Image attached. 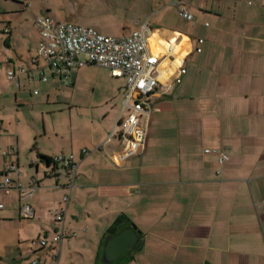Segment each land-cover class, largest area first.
<instances>
[{
  "label": "crops",
  "instance_id": "1",
  "mask_svg": "<svg viewBox=\"0 0 264 264\" xmlns=\"http://www.w3.org/2000/svg\"><path fill=\"white\" fill-rule=\"evenodd\" d=\"M171 7L186 24L154 4L133 27L73 23L111 37L144 23L151 28L148 51L158 58L159 88L144 152L124 160L117 158L116 124L127 115L126 79L90 64L57 75L37 59L35 23V44L17 52L18 34L11 25L2 28L0 182L8 165L19 173L8 174V193L0 190V264H105L106 238L128 228L107 233L121 216L139 242L109 264H264V0H173ZM181 8L191 20L179 15ZM20 66L27 72L8 80L7 72ZM27 85L30 98L22 92ZM61 102L65 120L50 119L48 111L37 125L38 112L23 111ZM59 155L79 163L73 181L55 167ZM32 182L33 216L24 219L16 186ZM55 209L64 212L66 237L53 262L52 248L30 244L50 243L60 230Z\"/></svg>",
  "mask_w": 264,
  "mask_h": 264
},
{
  "label": "built area",
  "instance_id": "2",
  "mask_svg": "<svg viewBox=\"0 0 264 264\" xmlns=\"http://www.w3.org/2000/svg\"><path fill=\"white\" fill-rule=\"evenodd\" d=\"M179 15L186 20H191L192 15L184 8L179 10ZM35 25L40 35V42L36 50L37 59H42L45 65L57 75L71 76L78 67L86 64L108 69L114 78H125L126 85L123 92V110H127L124 119L118 120V139L120 152L119 160H124L133 155L144 152L147 124L151 112V104L157 94L158 84V58L148 51V38L151 28L144 23L138 29L122 37L105 36L90 27L79 26L69 22H55L49 17L36 18ZM81 57L83 59H81ZM27 70L24 66L7 72V79L14 80L17 74H24ZM42 80H46L42 77ZM37 92L34 91V94ZM9 151H1L5 156ZM85 152V151H84ZM206 152H211L206 151ZM226 156L219 154V162L222 164ZM57 170H62L75 178L79 163L73 155H59L53 160ZM18 172L14 165L5 167L3 181L0 182V190L8 193L11 179L9 173ZM19 173V172H18ZM28 186L17 184L19 192L21 218L29 219L33 216L30 205L31 196L36 189L35 182ZM69 195L64 196L66 203ZM4 204L0 202V211ZM55 222L61 226L48 243L45 239H37L31 242L35 248H52V260L58 261L59 246L66 234L62 228L64 212L61 209L52 211ZM32 264H37L33 261Z\"/></svg>",
  "mask_w": 264,
  "mask_h": 264
},
{
  "label": "rangeland",
  "instance_id": "3",
  "mask_svg": "<svg viewBox=\"0 0 264 264\" xmlns=\"http://www.w3.org/2000/svg\"><path fill=\"white\" fill-rule=\"evenodd\" d=\"M172 2L173 0H0V39L6 37V35L2 34V28L5 25H11V32H16L19 37L13 44V51L28 49L29 46L35 44L33 24L36 18L45 16H49L55 21L79 23L87 26L93 23L97 26L105 23H125V26L133 27L137 20L144 21L147 19L150 6L153 4L159 8L161 7L162 10H164V7L171 8L175 13L173 15L175 23L182 25L185 22L186 24V21L178 16L176 8L171 7ZM107 34L124 35L122 31L118 35L111 31ZM3 73V77H5V70ZM10 88V99L13 100L12 91L15 89L12 85ZM42 88L43 86H40V89ZM32 90L33 86L27 85L26 91L22 92L25 97L30 98L29 92ZM40 95H42V92ZM58 99H62L61 96ZM23 111L30 117L33 111L38 112V114L34 115L37 125L41 122L39 113H44L47 118L45 113L52 111L54 114L50 116V119H56V121H59V119L65 120L68 116V109L62 102L59 104H47V106L42 104V106L34 109L24 107Z\"/></svg>",
  "mask_w": 264,
  "mask_h": 264
},
{
  "label": "water",
  "instance_id": "4",
  "mask_svg": "<svg viewBox=\"0 0 264 264\" xmlns=\"http://www.w3.org/2000/svg\"><path fill=\"white\" fill-rule=\"evenodd\" d=\"M139 237L131 228L123 230L116 236L106 238L103 250L102 263H112L119 259L124 253L134 250Z\"/></svg>",
  "mask_w": 264,
  "mask_h": 264
},
{
  "label": "trees",
  "instance_id": "5",
  "mask_svg": "<svg viewBox=\"0 0 264 264\" xmlns=\"http://www.w3.org/2000/svg\"><path fill=\"white\" fill-rule=\"evenodd\" d=\"M42 159L47 165H50L51 160L48 157H42ZM130 226H132L130 221L127 218L121 216L115 220V222L109 228L107 233L110 235H115L117 232H120L121 230L125 229L126 227L129 228Z\"/></svg>",
  "mask_w": 264,
  "mask_h": 264
}]
</instances>
